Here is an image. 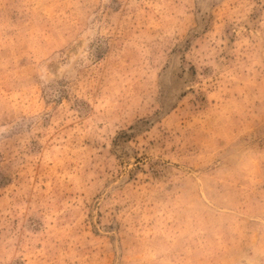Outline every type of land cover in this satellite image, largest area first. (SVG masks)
I'll return each mask as SVG.
<instances>
[{
  "label": "rangeland",
  "instance_id": "obj_1",
  "mask_svg": "<svg viewBox=\"0 0 264 264\" xmlns=\"http://www.w3.org/2000/svg\"><path fill=\"white\" fill-rule=\"evenodd\" d=\"M0 264H264V0H0Z\"/></svg>",
  "mask_w": 264,
  "mask_h": 264
}]
</instances>
